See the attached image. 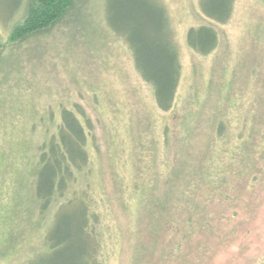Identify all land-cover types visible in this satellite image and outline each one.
Here are the masks:
<instances>
[{"label": "rangeland", "instance_id": "rangeland-1", "mask_svg": "<svg viewBox=\"0 0 264 264\" xmlns=\"http://www.w3.org/2000/svg\"><path fill=\"white\" fill-rule=\"evenodd\" d=\"M104 1L87 0L75 9L81 20L74 23L73 11L16 44L14 71L0 65L1 141L8 139L2 132L12 129L11 120L27 131L28 119L49 102L78 106L90 118L92 174L75 189L87 185L91 196H83L97 204L90 210L100 215L95 229L102 264H264V0H233L224 23L206 19L201 0H157L180 63L173 113L157 110L128 45L107 27ZM1 11L11 12L9 0H0V43L7 45L12 20ZM202 24L212 25L219 39L207 55L194 53L186 41L188 28ZM196 112L203 120H192ZM165 124L175 171L166 202L151 211V200L137 201L131 189L142 138L158 145V161L164 158L159 143ZM216 124L224 129L218 139ZM162 164L149 173L152 186ZM195 180L189 201L205 208L171 209L168 202L178 201ZM6 216H0V231ZM23 229L1 250L0 264H17L40 248L32 226Z\"/></svg>", "mask_w": 264, "mask_h": 264}, {"label": "trees", "instance_id": "trees-1", "mask_svg": "<svg viewBox=\"0 0 264 264\" xmlns=\"http://www.w3.org/2000/svg\"><path fill=\"white\" fill-rule=\"evenodd\" d=\"M85 1L9 0L11 12L1 11L4 19L12 22L8 44L0 43V65L13 70L19 60L14 57L17 49L12 51L16 44L63 23L77 6L84 7ZM104 3L107 27L123 37L128 45L137 71L152 89L157 110L175 112L180 63L164 7L157 0H105ZM232 4L233 0H201L200 8L209 21L224 23L231 17ZM81 17L75 12L74 23ZM186 41L194 53L207 55L217 48L219 39L212 25L202 24L188 28ZM255 77H260V69H256ZM200 116L196 112L192 120H203ZM11 123L12 129L8 133L2 132L8 139L2 142L0 135V216L6 214L8 222L7 228L0 231V257L5 254L1 250L11 242L9 240L17 237L19 232L24 234V226H32L31 234H36L40 248L17 264H102L98 256L100 233L98 235L95 229L100 215L90 210L97 209V204L84 197L91 196L87 185L85 190L75 189L81 178L87 179L92 174L90 118L78 106L58 100L46 103L38 116L28 119L27 131L12 120ZM190 124L187 121L184 129L188 130ZM223 131V125H217L214 130L217 139ZM183 137L185 139L186 135ZM153 143L150 140V144ZM172 145L171 129L166 124L161 129L159 143L164 151L162 160L156 158L158 145L149 146L142 138L135 171L137 179L131 190L137 201L151 200V211L167 199L163 195L175 171L176 152L170 150ZM244 156L243 165L247 166L249 154ZM159 163H164L165 169L159 172L162 177L157 176L158 184L152 186L153 177L149 173ZM13 165H16L15 173L11 170ZM195 186L196 180L195 185L190 183L180 196L183 199L179 197L174 203L168 202L171 209L205 208L204 204L200 206L197 201H189L196 192ZM164 205L166 207V203Z\"/></svg>", "mask_w": 264, "mask_h": 264}]
</instances>
